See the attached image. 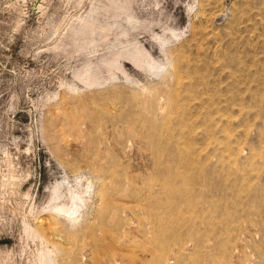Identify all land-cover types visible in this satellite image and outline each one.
Listing matches in <instances>:
<instances>
[{"label":"rangeland","instance_id":"1","mask_svg":"<svg viewBox=\"0 0 264 264\" xmlns=\"http://www.w3.org/2000/svg\"><path fill=\"white\" fill-rule=\"evenodd\" d=\"M0 264H264V0H0Z\"/></svg>","mask_w":264,"mask_h":264},{"label":"bare ground","instance_id":"2","mask_svg":"<svg viewBox=\"0 0 264 264\" xmlns=\"http://www.w3.org/2000/svg\"><path fill=\"white\" fill-rule=\"evenodd\" d=\"M141 54H142V52L139 53V51H138V53H135V54H122V55L120 54V55L117 56V58H115L112 62H109V64H107V65H108V67L116 66L117 63H118V61H119V59L121 57H124V56L128 57V56H130L132 62L136 66H139L140 68L141 67L143 68L145 66V64L147 66L150 63V60L149 61H148V59L147 60H144L145 57H144V59H141L142 58V57H140ZM61 188H62L61 187V184H57L52 189V195H51V200H50L51 207L50 208H52L51 210L53 211V214H54V212L56 213L57 216H59L61 214H66L67 217H68L67 220L69 219V220H72V222H73V219L69 217L72 214V212H70L69 209L66 208L67 206H65V204L64 205L61 204V199L63 197L62 192H61ZM71 197H72L71 198L72 205L77 209V202H76L77 201V198H74L73 196H71ZM48 209H49V207H48ZM70 223H71V221H70Z\"/></svg>","mask_w":264,"mask_h":264}]
</instances>
